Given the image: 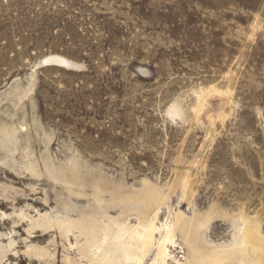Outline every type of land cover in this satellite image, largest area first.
Wrapping results in <instances>:
<instances>
[{
    "label": "rangeland",
    "instance_id": "obj_1",
    "mask_svg": "<svg viewBox=\"0 0 264 264\" xmlns=\"http://www.w3.org/2000/svg\"><path fill=\"white\" fill-rule=\"evenodd\" d=\"M67 219L168 264L264 237V0H0V264H85Z\"/></svg>",
    "mask_w": 264,
    "mask_h": 264
},
{
    "label": "bare ground",
    "instance_id": "obj_2",
    "mask_svg": "<svg viewBox=\"0 0 264 264\" xmlns=\"http://www.w3.org/2000/svg\"><path fill=\"white\" fill-rule=\"evenodd\" d=\"M45 62L47 65L60 67L70 65L68 61L58 56H51ZM148 198L150 205L154 204L153 197L148 196ZM198 225L196 223L193 227ZM176 226L178 230L183 231L185 223ZM36 227L46 230L56 227L61 236L77 232L78 238L83 239V244L79 246L78 252L81 256L80 260H83L82 263L85 264H144L145 258L151 255L155 247L151 264H168V245L175 246L172 227L167 229L163 242L156 246L154 244L156 229L152 226L144 227L141 221L137 227H131L126 222L118 228V225H107L93 219L74 225L73 221L67 219L57 222L50 220L47 223L36 224ZM27 233L28 235L31 234L30 231ZM32 239L38 238L32 237ZM12 246L13 241H10L8 247L11 248ZM233 248L230 251L215 250L206 258L197 255L189 264H219L218 262L223 258H227L229 261L230 257H232L230 262L240 261L238 264H264V237L259 234L257 221H246L241 231V239L239 242H235ZM26 249L28 250L26 253L33 256L37 261L44 260L48 255L39 248L29 247ZM67 259H65L67 264H81L72 259Z\"/></svg>",
    "mask_w": 264,
    "mask_h": 264
}]
</instances>
